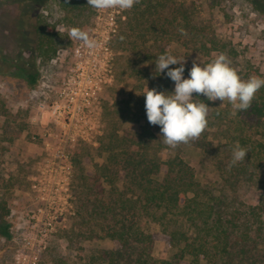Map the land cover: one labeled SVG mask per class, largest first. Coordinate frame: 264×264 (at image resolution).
I'll use <instances>...</instances> for the list:
<instances>
[{
    "label": "trees",
    "instance_id": "obj_1",
    "mask_svg": "<svg viewBox=\"0 0 264 264\" xmlns=\"http://www.w3.org/2000/svg\"><path fill=\"white\" fill-rule=\"evenodd\" d=\"M56 1L74 18L93 9L87 0ZM245 1L264 16V0ZM194 11L193 6L178 5L176 0H139L127 12L117 41L118 48L125 52L122 74L135 80V89L107 111V129L94 149L104 162L96 163L93 174L86 177L83 164L91 148L76 149L73 158L77 172H81L79 209L86 227L72 231L70 242L80 251L79 243L100 235L115 245L112 250L91 251L86 264H264V195L257 205H250L243 201L241 193L246 180L249 183L264 179L257 150L263 144L248 131L249 124L263 122L264 87L255 94L250 109L231 119L228 107L222 108L203 95L197 98L210 106L208 125L190 144L211 151V137L227 141L215 149L223 174L219 190L202 184L182 156V144L168 148L160 141V126L151 125L147 119L144 88L174 91L167 69L155 73L156 58L168 51L193 61L211 53L209 43L215 48L218 45L206 29L199 28ZM23 15L28 23L24 17L20 19L16 38L19 47L33 59H54L66 46L67 36L56 31L57 23L48 21L34 8H28ZM172 43L185 52L168 50ZM227 47H220L223 54H227ZM184 67V78H189L191 66L185 63ZM14 69L29 86L38 83L40 75L35 69L26 64H16ZM7 73L0 68V75ZM238 74L245 80L252 76L243 71ZM253 74L261 76L259 72ZM237 141L248 153L243 161L232 165V146ZM9 213L7 203H0V237L7 240L13 237ZM144 223L160 228L174 251L172 257L154 258L156 235L144 229Z\"/></svg>",
    "mask_w": 264,
    "mask_h": 264
},
{
    "label": "rangeland",
    "instance_id": "obj_2",
    "mask_svg": "<svg viewBox=\"0 0 264 264\" xmlns=\"http://www.w3.org/2000/svg\"><path fill=\"white\" fill-rule=\"evenodd\" d=\"M176 2L185 7L193 6L199 28L206 29L210 38L218 43L216 48L213 44L207 45L211 53L199 55L202 62H210L223 54L220 47L227 45L226 55L238 72L251 75L259 72L264 77V16L252 5L245 0ZM28 8H34L48 21L57 23L56 31L67 36L66 46L52 60L33 59L16 42L20 19L23 21L24 17L28 23L27 16L23 15ZM127 12L90 9L74 18L67 15L56 0H0V68L8 72L0 75V203H7L10 211L7 218L13 233L10 240L0 237V264H86L91 251L115 249L111 240L97 235L79 243L80 252L73 247L69 236L72 231L86 227L82 225L84 217L79 209L81 172H77L73 163L74 152L85 146L91 148V155L83 164L85 176L90 177L95 164L104 162L94 149L107 129V111L136 86L132 77L122 74L125 52L118 48L117 41ZM73 28L87 31L97 47L89 49L71 39L69 32ZM78 48L93 52L95 57L99 53L102 55L103 67L97 66L100 71L95 73L97 81L104 78V68L108 70L105 72L107 83L97 91L93 117L81 122L52 117L39 108L41 102L54 101L53 92L81 62L75 55ZM168 50L185 52L177 43H172ZM185 63L192 67L193 61ZM16 64L35 69L40 75L38 83L29 86L16 74ZM95 64L92 60L82 63L86 70ZM215 103L220 106L222 102ZM220 107L231 110L228 102ZM231 118L229 114L228 119ZM256 123L249 124L248 131L263 144L257 150L264 166V118L263 122ZM208 141L212 143L211 151L190 143L182 144V156L195 169L202 184L219 190L223 174L215 149L219 144L226 145L227 141L213 137ZM261 180L245 181L247 184L241 190L243 201L250 205L260 202L264 195V179ZM144 229L156 235L154 258L172 257L174 251L167 245L160 228L144 223Z\"/></svg>",
    "mask_w": 264,
    "mask_h": 264
},
{
    "label": "clouds",
    "instance_id": "obj_3",
    "mask_svg": "<svg viewBox=\"0 0 264 264\" xmlns=\"http://www.w3.org/2000/svg\"><path fill=\"white\" fill-rule=\"evenodd\" d=\"M139 0H87V5L97 11L109 9L129 10ZM184 30L181 29V32ZM69 37L80 41L85 47L93 49L97 42L87 31L73 28ZM123 40L124 37H121ZM155 73H164L175 84L174 91L151 90L146 86L143 90L148 122L161 128L160 141L168 148L175 149L180 144H189L198 140L208 125L210 106L204 100L197 99L201 95L208 101L228 102L231 105V116L251 108L255 94L264 87V77L252 75L242 79L232 61L226 54L215 56L204 63L200 57L193 60L189 70V78H184L185 58L165 51L155 60ZM171 65H179L171 68ZM196 94L194 98L193 94ZM248 150L237 141L232 146L231 164L235 165L245 159Z\"/></svg>",
    "mask_w": 264,
    "mask_h": 264
},
{
    "label": "built area",
    "instance_id": "obj_4",
    "mask_svg": "<svg viewBox=\"0 0 264 264\" xmlns=\"http://www.w3.org/2000/svg\"><path fill=\"white\" fill-rule=\"evenodd\" d=\"M115 19L112 18L114 24ZM89 50L78 48L75 51L76 58L81 62L73 69L72 74L63 81L62 86L53 92L54 101L41 102L40 110L51 114L52 117L71 118L73 121L81 122L93 117L95 113L94 106L97 103V91L102 89V84L107 83L106 73L104 68V78L97 81L95 73L100 71L97 66H102L104 60L101 59V54H96V57ZM92 55L91 57H89ZM84 60L94 61L95 67L90 66L89 70L82 65ZM108 66L107 62L104 63ZM105 67V66H104ZM107 76V77H106ZM52 98V97H51Z\"/></svg>",
    "mask_w": 264,
    "mask_h": 264
}]
</instances>
